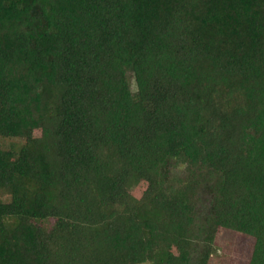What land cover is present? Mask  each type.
Wrapping results in <instances>:
<instances>
[{
    "label": "trees",
    "instance_id": "16d2710c",
    "mask_svg": "<svg viewBox=\"0 0 264 264\" xmlns=\"http://www.w3.org/2000/svg\"><path fill=\"white\" fill-rule=\"evenodd\" d=\"M7 138L0 264H264V0H0Z\"/></svg>",
    "mask_w": 264,
    "mask_h": 264
},
{
    "label": "rangeland",
    "instance_id": "374dc122",
    "mask_svg": "<svg viewBox=\"0 0 264 264\" xmlns=\"http://www.w3.org/2000/svg\"><path fill=\"white\" fill-rule=\"evenodd\" d=\"M131 87L133 90L136 89V82L133 76H130ZM35 134H40V129L35 130ZM12 139H0V147L7 148ZM147 183L139 178L135 179L133 185L131 186V191L140 196L145 190ZM7 199L8 196H3ZM216 251L211 255L208 264H249L254 244L255 238L238 232L236 230H231L227 228H222L217 233L215 240ZM142 264H151L150 262H145Z\"/></svg>",
    "mask_w": 264,
    "mask_h": 264
}]
</instances>
